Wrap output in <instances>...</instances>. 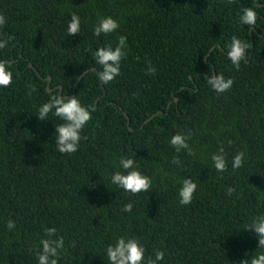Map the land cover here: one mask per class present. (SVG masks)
Segmentation results:
<instances>
[{"label":"trees","instance_id":"trees-1","mask_svg":"<svg viewBox=\"0 0 264 264\" xmlns=\"http://www.w3.org/2000/svg\"><path fill=\"white\" fill-rule=\"evenodd\" d=\"M260 2L255 8L256 0H0L6 17L0 36L15 37L0 49L13 72L12 84L0 88V264H38L44 229L52 227L53 239L64 238L58 264H108L104 250L121 236L138 239L145 258L162 251L158 264H240L264 253L255 233L244 229L264 214ZM244 7L257 12L254 29L239 23ZM72 13L81 20L79 35L66 33ZM107 16L119 27L93 36ZM233 35L249 45V60L238 71L226 56ZM121 38L127 54L120 75L102 85L92 53L114 49ZM149 61L155 75H146ZM215 74L233 79L230 90L210 88L207 79ZM28 84L36 87L31 95ZM59 86L60 95L96 109L70 156L55 147V126L63 121L36 115ZM187 131L195 156L168 143ZM220 146L227 162L222 173L211 161ZM239 151L244 162L233 169ZM122 156L151 178L147 192L132 195L110 182L124 171ZM190 177L197 189L181 205L180 180ZM127 203L130 213L122 211Z\"/></svg>","mask_w":264,"mask_h":264},{"label":"clouds","instance_id":"clouds-1","mask_svg":"<svg viewBox=\"0 0 264 264\" xmlns=\"http://www.w3.org/2000/svg\"><path fill=\"white\" fill-rule=\"evenodd\" d=\"M227 4H233L235 0H226ZM260 0H256L255 8L262 7ZM258 16L253 7H244L241 9L238 20L241 25L248 26L249 30L256 27ZM6 24V17L0 14V28ZM119 27L118 22L110 16L101 17L92 29L93 36L99 37L102 34H108L116 31ZM81 31L80 17L72 13L70 21L67 24V35H79ZM15 39L14 36H0V49L9 47L10 41ZM246 49H249L248 43L242 42L237 36L231 37L230 43L226 46V56L231 64L238 71L241 62L246 63L249 56L246 54ZM124 41L121 38L120 42L113 49L111 46L97 48L93 53L95 62L100 66L97 72L99 81L102 85L111 83L120 75L121 59L126 56ZM146 75H155L156 68L147 62ZM12 63L10 60H0V88H8L12 84L13 72L11 71ZM207 84L217 94H221L230 90L233 85V79L225 78L222 74L210 75L207 79ZM28 95L36 91L33 84H28ZM96 109L94 106L85 107L81 102L73 97L65 95H52L51 98L43 103L37 110V118L41 121H47L51 113L59 120L63 121L55 126V147L62 155H71L75 153L81 141V131L86 124L92 119L91 113ZM192 137V132H178L172 135L168 141L170 146L179 153L182 149L186 150L189 156H195L196 152L188 144V140ZM231 144V141H229ZM245 153L237 152L232 157V168L238 169L243 165ZM212 165L217 172L227 170V162L225 159L224 147L220 146L216 153L211 156ZM172 163L180 165L178 157H173ZM119 167L124 171H116L110 177V182L122 189L124 192L136 195L141 192H147L151 187V178L142 175L138 170L136 161L133 158L121 157L119 159ZM180 188L178 190L179 203L188 205L193 200V195L197 189V184L190 178L180 180ZM233 188L227 189V195H231ZM123 212L130 213L132 204L127 203L122 208ZM6 227L11 230L15 227V221L9 219ZM244 229H251L258 238L257 249H264V214H261L251 221ZM57 229L55 227L45 228V237L40 240L41 248L36 253L38 264H58L59 250L64 247V238L62 236L53 239L56 236ZM108 264H158L164 258L162 251H156L154 258L149 256L145 258V248L140 244L139 240L134 237L125 238L117 237L115 242L109 244L104 250ZM247 255V254H246ZM240 264H264V253H259L251 256L250 259H245Z\"/></svg>","mask_w":264,"mask_h":264},{"label":"water","instance_id":"water-1","mask_svg":"<svg viewBox=\"0 0 264 264\" xmlns=\"http://www.w3.org/2000/svg\"><path fill=\"white\" fill-rule=\"evenodd\" d=\"M29 66L32 67V65L30 63H29ZM48 81H50V78H48ZM61 89L62 88L59 86V94L58 95H60ZM47 91L51 92V89L49 88V84L47 85ZM128 124H129V120H128Z\"/></svg>","mask_w":264,"mask_h":264}]
</instances>
